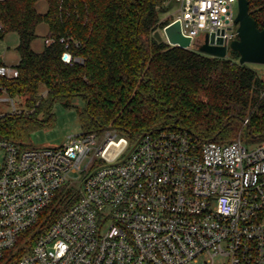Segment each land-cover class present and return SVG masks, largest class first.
<instances>
[{"label":"built area","instance_id":"obj_1","mask_svg":"<svg viewBox=\"0 0 264 264\" xmlns=\"http://www.w3.org/2000/svg\"><path fill=\"white\" fill-rule=\"evenodd\" d=\"M171 1L178 11L161 30L179 21L189 49L212 33L228 48L238 38V0ZM60 40L64 62H83ZM69 194L48 228L33 229ZM21 249L15 264H264V141L153 128L131 142L107 128L34 147L0 135V261Z\"/></svg>","mask_w":264,"mask_h":264},{"label":"trees","instance_id":"obj_2","mask_svg":"<svg viewBox=\"0 0 264 264\" xmlns=\"http://www.w3.org/2000/svg\"><path fill=\"white\" fill-rule=\"evenodd\" d=\"M39 1L0 0L6 28L0 38L17 32L21 57L18 76L0 75V95L25 96L28 107L0 117L1 136L29 146L28 132L52 123L53 103L79 96L86 102L80 113L86 132L114 128L131 142L153 128L185 130L199 142H230L241 132L247 141H264V77L241 64L235 50L221 57L158 40L171 0H46L45 13L38 11ZM249 5L264 28V0ZM42 22L54 41L35 52L32 41ZM63 37L83 62L61 59ZM70 196L50 204L33 229L48 228ZM23 252L0 264H15Z\"/></svg>","mask_w":264,"mask_h":264},{"label":"rangeland","instance_id":"obj_3","mask_svg":"<svg viewBox=\"0 0 264 264\" xmlns=\"http://www.w3.org/2000/svg\"><path fill=\"white\" fill-rule=\"evenodd\" d=\"M179 4L173 3L171 9L162 14V20H170L171 16H176ZM38 11L45 13L48 10V2L46 0H40L37 3ZM235 14L238 13V1L234 3ZM163 38L165 34L161 29H158ZM49 26L46 22H42L36 29V36L32 41V49L35 52H42L45 47V39L48 37ZM20 37L17 32H7L3 38H0V57L7 65H17L21 59L20 52L18 50ZM199 41H196L198 43ZM231 50V49H230ZM230 50L228 54H230ZM251 67L257 69L264 77V64L248 63ZM47 94V91L43 92V95ZM44 95V96H45ZM0 117L13 113L15 110L26 111L25 96L10 97L6 93L0 95ZM85 100L82 97H74L70 102L68 101H55L52 105L53 121L47 126H40L32 129L27 134V141L29 146L34 147H58L63 145L67 140L69 134L79 133L85 131L82 128L80 122V113L85 107ZM247 122L249 119H246ZM245 120V122H246ZM246 122V123H247ZM239 135H242L241 132ZM245 143L249 147L255 146L257 140L247 141Z\"/></svg>","mask_w":264,"mask_h":264},{"label":"water","instance_id":"obj_4","mask_svg":"<svg viewBox=\"0 0 264 264\" xmlns=\"http://www.w3.org/2000/svg\"><path fill=\"white\" fill-rule=\"evenodd\" d=\"M236 22L238 38L230 42L229 48L223 44L222 37L215 39V34L212 33L206 37L205 43L201 44L198 50L214 56L226 57L231 49L240 54L241 64H264V28H259L256 19L250 14L249 0H238ZM164 34L165 39L172 45L188 48L191 44V39L183 35L179 21L166 26ZM155 37L158 40L164 39L159 30L155 32Z\"/></svg>","mask_w":264,"mask_h":264},{"label":"crops","instance_id":"obj_5","mask_svg":"<svg viewBox=\"0 0 264 264\" xmlns=\"http://www.w3.org/2000/svg\"><path fill=\"white\" fill-rule=\"evenodd\" d=\"M201 43V42H200ZM202 44V43H201ZM4 62V61H3ZM5 65H7L5 62H4Z\"/></svg>","mask_w":264,"mask_h":264}]
</instances>
